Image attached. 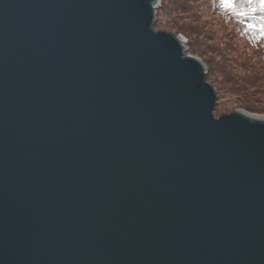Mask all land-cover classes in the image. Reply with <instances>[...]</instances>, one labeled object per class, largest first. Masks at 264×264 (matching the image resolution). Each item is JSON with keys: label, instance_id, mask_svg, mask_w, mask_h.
Returning <instances> with one entry per match:
<instances>
[{"label": "water", "instance_id": "obj_1", "mask_svg": "<svg viewBox=\"0 0 264 264\" xmlns=\"http://www.w3.org/2000/svg\"><path fill=\"white\" fill-rule=\"evenodd\" d=\"M159 3L0 0V264H264V117Z\"/></svg>", "mask_w": 264, "mask_h": 264}, {"label": "trees", "instance_id": "obj_2", "mask_svg": "<svg viewBox=\"0 0 264 264\" xmlns=\"http://www.w3.org/2000/svg\"><path fill=\"white\" fill-rule=\"evenodd\" d=\"M227 9L219 0H160L154 28L182 36L187 53L206 65V82L217 94L215 117L235 109L264 116V66L256 68L249 55L264 53V10ZM241 9L245 15L237 14Z\"/></svg>", "mask_w": 264, "mask_h": 264}, {"label": "rangeland", "instance_id": "obj_3", "mask_svg": "<svg viewBox=\"0 0 264 264\" xmlns=\"http://www.w3.org/2000/svg\"><path fill=\"white\" fill-rule=\"evenodd\" d=\"M220 1V4H221V0H219ZM214 3V2H213ZM217 3V2H216ZM240 5V4H239ZM239 7V6H238ZM226 8V7H225ZM227 9V8H226ZM228 10V9H227ZM241 12H245V9H241ZM244 15L246 14V13H243ZM227 15L225 14V16L224 17H226ZM248 16V15H247ZM153 31H159L158 29H155L154 28V25H153ZM182 37V36H181ZM183 38V37H182ZM184 39V38H183ZM185 40V39H184ZM238 40H239V42L240 43H243L242 41H241V39L238 37ZM236 43H237V41H235ZM239 51L241 52V50L239 49ZM238 51V52H239ZM239 52V53H240ZM249 55H250V57H252V59H251V62H252V64L254 65V66H256V68H262V66H264V53L262 52V51H257V52H255V51H253L252 49H251V51L249 50ZM249 55H247V56H249ZM261 55V56H260ZM236 110V109H235ZM234 111V110H233ZM232 111V112H233ZM228 114H230L229 112H226V115H228ZM224 115V114H223ZM251 115H253V114H251ZM255 116H258V115H255ZM215 117V116H214ZM220 117V116H219ZM219 117H215V118H219ZM259 117H264V116H259Z\"/></svg>", "mask_w": 264, "mask_h": 264}, {"label": "snow or ice", "instance_id": "obj_4", "mask_svg": "<svg viewBox=\"0 0 264 264\" xmlns=\"http://www.w3.org/2000/svg\"><path fill=\"white\" fill-rule=\"evenodd\" d=\"M221 3L224 7L228 9H234L236 8L237 4L243 5L247 4L249 6L252 5H259L260 10H264V0H221ZM250 11H256L257 9L255 7H250ZM237 14H243L242 12H239Z\"/></svg>", "mask_w": 264, "mask_h": 264}]
</instances>
